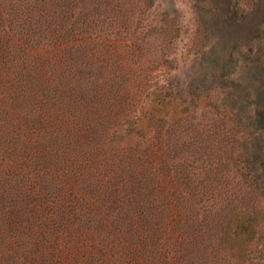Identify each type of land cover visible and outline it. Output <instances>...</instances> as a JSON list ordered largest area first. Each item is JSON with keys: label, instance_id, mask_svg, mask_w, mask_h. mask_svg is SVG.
I'll return each mask as SVG.
<instances>
[{"label": "trees", "instance_id": "trees-1", "mask_svg": "<svg viewBox=\"0 0 264 264\" xmlns=\"http://www.w3.org/2000/svg\"><path fill=\"white\" fill-rule=\"evenodd\" d=\"M103 7L0 0V264H195L203 251L178 151L162 132L135 140L153 85L135 90L144 64L100 34ZM105 7L117 22L124 0Z\"/></svg>", "mask_w": 264, "mask_h": 264}, {"label": "rangeland", "instance_id": "rangeland-1", "mask_svg": "<svg viewBox=\"0 0 264 264\" xmlns=\"http://www.w3.org/2000/svg\"><path fill=\"white\" fill-rule=\"evenodd\" d=\"M110 1L98 0L100 34L136 51L137 92L153 85L135 140L162 132L182 194L207 219L195 264H264V0H124L117 22Z\"/></svg>", "mask_w": 264, "mask_h": 264}]
</instances>
